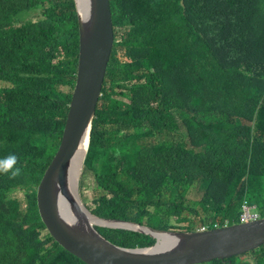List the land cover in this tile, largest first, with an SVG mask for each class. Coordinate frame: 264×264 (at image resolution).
<instances>
[{
	"label": "trees",
	"instance_id": "trees-1",
	"mask_svg": "<svg viewBox=\"0 0 264 264\" xmlns=\"http://www.w3.org/2000/svg\"><path fill=\"white\" fill-rule=\"evenodd\" d=\"M110 4L114 47L81 178V191L96 187L83 199L99 217L166 231L239 224L244 205L264 218V0ZM79 60L75 0H0V161L15 155L20 170L0 172V264H86L37 204ZM98 230L124 248L157 243ZM255 253L209 264H264Z\"/></svg>",
	"mask_w": 264,
	"mask_h": 264
},
{
	"label": "water",
	"instance_id": "water-1",
	"mask_svg": "<svg viewBox=\"0 0 264 264\" xmlns=\"http://www.w3.org/2000/svg\"><path fill=\"white\" fill-rule=\"evenodd\" d=\"M80 33L78 80L60 149L37 193L40 221L67 252L86 264H206L264 247V218L206 232L164 231L95 215L80 195L93 123L114 47L110 0H75ZM84 162L73 177L82 147ZM133 231L155 240L153 247L123 248L98 230ZM168 241L160 248V239ZM174 239V242H173Z\"/></svg>",
	"mask_w": 264,
	"mask_h": 264
},
{
	"label": "clouds",
	"instance_id": "clouds-1",
	"mask_svg": "<svg viewBox=\"0 0 264 264\" xmlns=\"http://www.w3.org/2000/svg\"><path fill=\"white\" fill-rule=\"evenodd\" d=\"M78 14V13H77ZM37 15H36V13H34L33 14V21L34 22H36V20H37ZM79 23V22H78ZM110 64V63H109ZM109 67V66H108ZM108 71V70H107ZM106 76H107V74H106ZM106 79V78H105ZM104 83H105V81H104ZM77 85V84H76ZM103 86H104V84H103ZM75 89H76V86H75V88H74V90H73V92H72V96H74V94H75ZM102 96H103V90H102ZM102 96H101V98H102ZM101 98H100V100H101ZM73 100V99H72ZM72 103V102H71ZM100 103V102H99ZM98 106H99V104H98ZM98 108V107H97ZM92 136V135H91ZM91 146V145H90ZM90 151V150H89ZM88 154H89V152H88ZM88 157V156H87ZM16 156L15 155H10V156H8V157H6L5 159H3L2 161H0V172H4V173H7V172H9L10 170H11V174L13 175V176H15V175H18L19 174V168H14V165L16 164ZM84 168H85V165H84ZM82 180V179H81ZM85 194V193H84ZM84 194H82V191H81V183H80V195H81V198H82V200H83V203H85L86 204V206L92 211V209L90 208V205H89V203H86V202H84V199H86L85 197H84ZM83 197H84V199H83ZM245 207H248L249 208V211H250V216H251V219H249V220H247V221H243L242 220V217H243V215H244V213H245V211H244V208ZM252 210L254 211V212H252ZM93 212V211H92ZM94 213V212H93ZM95 214V213H94ZM96 215V214H95ZM98 216V215H97ZM259 219H262V218H260V215H259V213L257 212V209H256V207L255 206H250V205H244L243 206V214L241 215V222L239 223V224H244V223H250V222H254V221H257V220H259ZM122 221V220H121ZM132 223H135V222H132ZM137 223V222H136ZM137 224H140V223H137ZM140 225H142V226H148V227H151V226H149V225H146V224H140ZM201 225V224H200ZM233 225H236V224H233ZM195 226H198V225H195ZM229 226H231V225H229V222L227 223V225L226 226H221V225H215V227L214 228H210V227H207V226H205V225H201L200 227H198L195 231H187V230H179V231H181V232H206V231H210V230H218V229H223V228H226V227H229ZM151 228H153V227H151ZM155 229V228H154ZM160 230V229H159ZM164 231H166V230H164ZM168 231H172V230H168ZM175 231H178V230H175ZM131 232H133V231H131ZM135 234H136V232H135ZM138 235H141V234H138ZM141 236H144V235H141ZM145 237H147V236H145ZM148 238H150V237H148ZM109 241V240H108ZM157 244V243H156ZM156 244H154L153 246H155ZM117 246V245H116ZM153 246H151V247H153ZM118 247H120V246H118ZM124 248V247H123ZM259 251V250H258ZM256 252V251H255ZM254 253V252H253ZM251 254V253H250ZM248 255V254H247ZM246 256V255H245ZM241 257H244V256H241ZM232 258H234V257H232ZM231 258V259H232ZM216 261H219V260H216ZM221 261H226V260H221ZM229 261H230V259H229ZM214 262V261H213ZM85 263V262H84ZM212 263V262H211ZM208 264V263H207Z\"/></svg>",
	"mask_w": 264,
	"mask_h": 264
},
{
	"label": "bare ground",
	"instance_id": "bare-ground-1",
	"mask_svg": "<svg viewBox=\"0 0 264 264\" xmlns=\"http://www.w3.org/2000/svg\"><path fill=\"white\" fill-rule=\"evenodd\" d=\"M88 148V145L82 147V150L80 151V154L76 160V164L74 166V173H73V177L75 178V174L77 173V169L81 166V164L84 162V158L86 156V153H87V149ZM166 241H168V239L166 238H161L160 239V246L159 248L164 245V243H166ZM173 242H174V239H173Z\"/></svg>",
	"mask_w": 264,
	"mask_h": 264
},
{
	"label": "rangeland",
	"instance_id": "rangeland-1",
	"mask_svg": "<svg viewBox=\"0 0 264 264\" xmlns=\"http://www.w3.org/2000/svg\"><path fill=\"white\" fill-rule=\"evenodd\" d=\"M95 187H96V183L94 182V181H91L90 183H87L86 184V188L88 189V190H84V191H82V194H84V197L85 198H90L91 197V194H90V192L89 191H91V190H93V189H95ZM196 194H197V192L196 191H194V193L192 194V195H195L196 196ZM197 197V196H196ZM198 198V197H197ZM84 202H86V200H84ZM89 205L91 206L92 204H91V202L89 203ZM252 212H254L253 210H252ZM201 225L200 224H198V227H200ZM255 253V252H254ZM253 253H251V254H249V255H252ZM255 254H257V253H255ZM250 257H253V256H250ZM248 258V257H247ZM245 260L247 261V262H249V263H254L255 262V260H251L250 258L249 259H246L245 258ZM207 264V263H206ZM209 264V263H208Z\"/></svg>",
	"mask_w": 264,
	"mask_h": 264
},
{
	"label": "built area",
	"instance_id": "built-area-1",
	"mask_svg": "<svg viewBox=\"0 0 264 264\" xmlns=\"http://www.w3.org/2000/svg\"><path fill=\"white\" fill-rule=\"evenodd\" d=\"M244 211H245V213H244V215L242 217V220L243 221H247V220L251 219L249 208L245 207Z\"/></svg>",
	"mask_w": 264,
	"mask_h": 264
}]
</instances>
